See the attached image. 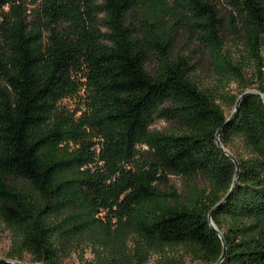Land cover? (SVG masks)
Here are the masks:
<instances>
[{"label": "trees", "instance_id": "16d2710c", "mask_svg": "<svg viewBox=\"0 0 264 264\" xmlns=\"http://www.w3.org/2000/svg\"><path fill=\"white\" fill-rule=\"evenodd\" d=\"M28 1L0 0L3 258L61 264L83 246L89 264H141L183 246L215 263L222 242L207 216L236 170L220 128L239 167L211 214L220 264H264L263 100L244 96L228 119L246 89L264 94V0H227L223 12L216 0H43L36 19ZM179 33L213 89L197 80L200 60L171 53ZM80 92L78 114L59 111ZM155 118L176 125L153 129Z\"/></svg>", "mask_w": 264, "mask_h": 264}, {"label": "rangeland", "instance_id": "374dc122", "mask_svg": "<svg viewBox=\"0 0 264 264\" xmlns=\"http://www.w3.org/2000/svg\"><path fill=\"white\" fill-rule=\"evenodd\" d=\"M97 1V0H96ZM220 11L228 9L229 6L227 4V0H216ZM43 4V0H30L27 2V14L29 19H36L38 14L40 13L41 6ZM177 50H180L182 53H188L193 61H199L196 69V77L200 84L206 85L211 89L214 88V81L208 76V66L205 62V58L200 57V53L194 52L195 44L192 39L188 38L185 33H179L176 35L171 53L174 54ZM155 65V59L152 54L149 55L147 61V68L153 69ZM229 93H236L238 88L235 83H230L226 88ZM80 92L77 96L63 98L59 103V111L63 110L64 112H74L76 114L80 112L84 107L85 96ZM224 113L226 115L230 114L232 110V106L229 105L228 102H221ZM175 122L165 120L163 118H155L153 123L151 124V128L153 129H170L175 127ZM170 182L178 189L181 190L183 184V177L170 175ZM10 233L9 230L5 227L4 223L0 220V257H5L6 252L10 247ZM179 256H183L185 260V264H206L199 261H192L190 259V253L187 252L185 247L178 246L174 248H167L164 251L159 252H150L147 256L146 260L141 264H167L170 259L178 258ZM25 260L29 259V255H25ZM93 254L87 247H74L68 255L61 257V264H89L88 261H92Z\"/></svg>", "mask_w": 264, "mask_h": 264}, {"label": "water", "instance_id": "95a60500", "mask_svg": "<svg viewBox=\"0 0 264 264\" xmlns=\"http://www.w3.org/2000/svg\"><path fill=\"white\" fill-rule=\"evenodd\" d=\"M248 94H256L258 95L259 97H261V99L263 100V103H264V94H262L261 92H259L258 90L256 89H246L244 92H242L236 99V102H235V105L233 107V110L230 114V116L228 117V119L233 115V113L236 111L237 107H238V104L239 102L241 101V99L248 95ZM227 119V120H228ZM219 131H220V128L217 130L216 132V136H217V145L223 150V152L229 156L230 159H232L235 163V167H236V170H235V174L233 176V180L231 182V185L227 191V193L225 194V196L220 199V201H218L210 210V212L208 213V216H207V219H208V223L209 225L211 226V228L217 233V235L219 236V238L221 239V242H222V251H221V254L219 256V258L215 261V263L213 264H220L221 261L223 260L224 256H225V241L223 239V235L221 233V231L216 227L215 223L213 222L212 218H211V214H212V211L214 210L215 207H217L218 205H220L221 203H223L225 201V199L227 198V196L229 195V193L231 192L234 184L236 183L237 179H238V176H239V167H238V163H237V160L235 159V157L233 156V154L227 150L226 148L223 147V145L221 144V141L219 140L218 136H219ZM0 260H4V261H7V262H11V263H15V264H26L22 261H18V260H15V259H8V258H3V257H0ZM28 264H40V263H28Z\"/></svg>", "mask_w": 264, "mask_h": 264}]
</instances>
